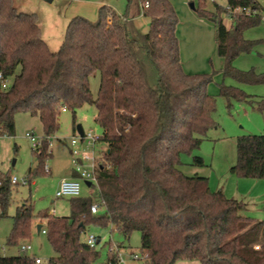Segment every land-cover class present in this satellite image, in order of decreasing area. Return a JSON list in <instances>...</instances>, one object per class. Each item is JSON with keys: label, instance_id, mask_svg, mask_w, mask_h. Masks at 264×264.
I'll list each match as a JSON object with an SVG mask.
<instances>
[{"label": "trees", "instance_id": "1", "mask_svg": "<svg viewBox=\"0 0 264 264\" xmlns=\"http://www.w3.org/2000/svg\"><path fill=\"white\" fill-rule=\"evenodd\" d=\"M133 3L135 14H131ZM208 4L209 0H197L191 7L213 23L222 75L241 83H264V72L232 65L236 56L252 50L256 40L244 38L243 31L259 24L260 16L225 11L226 6L261 9L258 0ZM140 12L149 19L147 31L134 22ZM177 23L170 0H126L123 13L102 4L93 20L71 17L58 49L52 51L42 39L34 12L18 10L13 0H0V72L7 82L0 86V136H13L14 115L25 113L39 119L48 137L59 128L62 107L70 111L75 132L76 111L91 104L101 129L97 142L105 144L104 161L95 171L96 197H70L69 213L62 216L34 213L32 204L24 201L11 216L7 244L19 245L20 239L29 236L33 218L40 216L53 252L45 264H95L100 248L89 247L81 237L91 223H109L124 238L138 231L140 253L147 254L148 264L180 260L264 264V220L243 215L244 202L212 191L206 177L186 175L179 168L182 156L192 154L216 122L215 98L207 92L212 74L183 70ZM94 72L100 77L95 98L89 83ZM219 93L227 106L232 101L253 100L233 85L221 84ZM34 151L38 167L28 170L24 182H30L44 166L47 140ZM191 164L202 165L203 160L192 155ZM230 171L264 179V133L237 136L236 162ZM11 185L9 175L0 172V217L7 215ZM95 201L102 214L90 212ZM117 260L108 247L104 264ZM0 264L35 262L20 253L0 255Z\"/></svg>", "mask_w": 264, "mask_h": 264}, {"label": "rangeland", "instance_id": "2", "mask_svg": "<svg viewBox=\"0 0 264 264\" xmlns=\"http://www.w3.org/2000/svg\"><path fill=\"white\" fill-rule=\"evenodd\" d=\"M103 1L119 13L125 11L126 0ZM216 1L224 3V0ZM170 2L178 17L176 34L182 68L190 74H212V80L207 85V92L215 98L213 119L216 125L207 131L199 147L192 154L182 156V164L179 168L186 175L197 174L206 177L212 191L220 190L226 197L244 202L245 208L241 211L243 215L256 220H264V179L247 178L230 171V167L236 162L237 136L264 133V83L247 84L237 82L231 77H224L221 72L223 59L216 53L213 23L199 17L191 7V3L196 4L197 0H170ZM210 2L211 0H209V4ZM258 2L261 9H264V0H258ZM91 3H88L87 6L83 5L86 18L88 15L96 16L97 8H94L92 13ZM74 6L75 4L71 5V7ZM135 7L136 5L133 3L131 14H135ZM22 8L35 11L43 29L55 38H58L61 33L60 17L65 20L66 25L70 20L67 16L70 11H67V8L62 5V0H53L48 3L40 0H26ZM81 10L78 7L76 11L83 16ZM224 21L229 25L227 17L224 18ZM134 22L141 31H147L149 28V19L141 12L135 15ZM243 37L256 41L252 50L236 56L232 65L240 70L252 69L257 73L264 72V21L245 29ZM99 81L98 72L90 75V90L94 98L97 94ZM221 84L241 88L245 93L251 95L252 102L232 101L231 105L227 106L226 98L219 93ZM258 103L262 104L261 108H258ZM94 113L93 105H83L76 111L75 125L80 124L83 131L91 130L94 134L100 135L101 129L94 121ZM14 128L13 136H0V172L18 179V183L11 185L7 215L0 217V255L20 254L22 252L19 250V245L29 244L31 249L25 254L38 257L42 264H45L53 252L46 234L37 232L35 228V221L43 218L40 216L33 218L29 236L20 239L19 245L7 244L6 237L11 229V216L14 214L15 207L24 201L32 204L34 213L45 211L57 216L68 215L70 197L55 198L54 192L60 178L73 172L69 140L76 130L75 132L72 130L70 111H62L59 115L58 130L47 138L49 155L43 158L44 166L33 175L30 182H24L28 170L37 168L39 163L37 152L32 148L25 133L33 131L37 136L44 135L39 119L25 113L14 115ZM103 148H105V144L101 141L97 142L95 153L98 157L102 156ZM192 155H199L203 164H191ZM13 159L14 164H12ZM96 189V185L89 188L81 182L80 196L91 194L96 197ZM103 212L104 210H99L98 214ZM89 233L99 237V243H96V246L100 248L101 255L95 264H104L108 247L117 255L118 260L115 264H139V261H134L131 258L132 252H141L138 231H133L128 238H124L109 223L105 225L91 223L81 235L82 239ZM103 243L107 245L103 246Z\"/></svg>", "mask_w": 264, "mask_h": 264}, {"label": "built area", "instance_id": "3", "mask_svg": "<svg viewBox=\"0 0 264 264\" xmlns=\"http://www.w3.org/2000/svg\"><path fill=\"white\" fill-rule=\"evenodd\" d=\"M212 1V0H211ZM145 2L142 4L146 6ZM225 11L227 15H236L243 14L246 16L259 15L261 21H264V9H260L256 6H235L230 7L226 6ZM6 80L3 79L0 72V86L4 88L6 86ZM61 111H65V108L62 107ZM26 138L30 141L32 148L38 149L41 146V143L44 140H47L46 136H37L33 131L25 133ZM99 135L94 134L91 130L83 131L82 135H79L75 132L69 140V151L71 153V162H72V171L76 173V176L70 178H62L54 192L55 198L62 197H76L80 195V183L85 181L90 182L89 188H93L94 185L97 186V178L95 171L104 161L103 157H98L95 153L96 144L98 141ZM48 142V140H47ZM49 145V143H48ZM10 183H18V179L15 176H9ZM99 207L97 202H93L90 206V212L96 213ZM42 233H45L44 229L40 230ZM85 242L89 247H93L96 244V236L93 234H87L84 238ZM255 249H259V245H254ZM31 249L29 244L19 245V250L22 253H26ZM35 264H42V261L38 257H32ZM131 258L134 261H139V264H148L147 254L146 253H137L132 252Z\"/></svg>", "mask_w": 264, "mask_h": 264}, {"label": "crops", "instance_id": "4", "mask_svg": "<svg viewBox=\"0 0 264 264\" xmlns=\"http://www.w3.org/2000/svg\"><path fill=\"white\" fill-rule=\"evenodd\" d=\"M26 0H13V4H14V6L18 9V10H20V11H25V12H34L35 14H36V12L35 11H33V10H26V9H24V8H22V5H23V3L25 2ZM40 1H42V2H44V3H48V2H52L53 0H50V1H46V0H40ZM91 2H94V3H91ZM19 3V4H18ZM88 3H91V11H92V13L94 12V8H98V6L99 5H102V4H104V5H107V6H109V7H111L110 5H108V4H106V2H104L103 0H97V1H91V0H62V5L65 7V8H67V11H70V14L68 13L67 14V16L69 17V18H71V17H73V16H75V15H80L79 13H77V11L76 10H78V7H80V9H82L81 11V13H82V15L84 16V15H86V14H84V12H83V8H84V6L83 5H86L87 6V4ZM72 4H75V6L74 7H71V5ZM69 8H71V10H69ZM112 9H113V7H111ZM73 9V10H72ZM115 10V9H114ZM116 11V10H115ZM116 12H118V11H116ZM61 13V12H60ZM119 13V12H118ZM37 15V14H36ZM65 16H66V14H65ZM86 17V16H85ZM95 17L96 16H94V14L93 15H88V19H91V20H93V19H95ZM60 23L62 24L61 25V33H60V35H59V37L58 38H55V37H53L52 35H50L47 31H45L44 29H43V26L41 25V22H40V20L38 19V24H39V26H40V29H41V36H42V39L46 42V44H47V46H48V48L50 49V50H52V51H54V50H56L58 47H59V45H60V43H61V41H62V38H63V34H64V30H65V27H66V22H65V20H63L61 17H60ZM65 25H64V24ZM224 23L226 24V22L224 21ZM227 25V24H226ZM64 28V29H63ZM57 35V34H56ZM70 177H74L73 176V172H70V173H68V174H66L65 176H63V177H61L60 178V180L62 179V178H70ZM59 180V181H60ZM86 186V185H85ZM88 187V186H87ZM99 210H103V208H100V209H98V211ZM45 223V219L43 218L42 220L40 219H37L36 221H35V228H36V226H37V224H40V229H39V231H37V229H36V231L37 232H41L40 230H41V226L43 225ZM42 233V232H41ZM34 257V256H33ZM174 264H200V262L199 261H197V260H191V261H185V260H180V261H176Z\"/></svg>", "mask_w": 264, "mask_h": 264}, {"label": "water", "instance_id": "5", "mask_svg": "<svg viewBox=\"0 0 264 264\" xmlns=\"http://www.w3.org/2000/svg\"><path fill=\"white\" fill-rule=\"evenodd\" d=\"M46 1H50V0H46ZM191 6H192V3H191ZM75 130H76V132H77L79 135H82V134H83V129H82V127H81L80 124H76V125H75ZM12 164H14V159L12 160ZM84 184H85L86 186H90V182H89V181H85ZM36 229H37V231H39V229H40V224H37ZM97 242H98V239L96 240V243H97Z\"/></svg>", "mask_w": 264, "mask_h": 264}]
</instances>
